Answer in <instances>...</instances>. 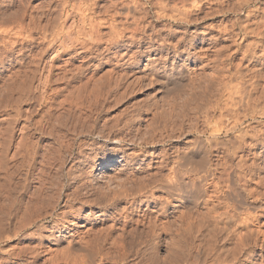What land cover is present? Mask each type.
<instances>
[{
  "label": "rangeland",
  "instance_id": "374dc122",
  "mask_svg": "<svg viewBox=\"0 0 264 264\" xmlns=\"http://www.w3.org/2000/svg\"><path fill=\"white\" fill-rule=\"evenodd\" d=\"M70 1L71 0L69 1L68 0H0V88H1L0 92L3 91L4 87L8 83H11V81L13 82V80L19 79L21 81H26L28 85L26 88L27 98L25 99L26 101L24 100L23 104L21 105L22 108L20 110L21 113L18 112L19 111L18 108H16L18 110L13 109L16 107L14 100L11 103L15 105V107L11 105L8 101H6L7 103L4 101L5 103L3 102V104L1 103L2 106L0 105L2 107L0 109V141L2 142L0 143V158L2 157L4 163L5 164L8 163L9 166L7 167L3 163L5 165V166L3 165L4 166L3 170L6 171L8 169V172L6 171V174H8L9 172L11 173V171H9L10 170L9 168L12 167L11 170L14 168L13 170L16 171L18 167V171L16 172L13 171V173L11 174L15 175L16 179H18L19 181H24L23 183L26 184V188L28 187L29 189L27 188V190L29 191L31 189L37 190V188L40 189V187H44V186H45L44 188L47 189L48 184H50V186L51 184L52 185L55 184L53 188H50L49 186L48 191L49 193L51 191H54L52 192L54 194L51 193L53 197L52 201L54 200V202L56 200L54 198H56L58 193L57 191H59V193L61 194L60 197L61 204L59 203V205H57L56 207L57 212H60L59 210H63L62 203L65 200L64 198L67 192H74L76 194L79 193L78 195L81 198L80 200H85V201L88 199H92L93 197L97 198L96 197L97 195L100 198L103 197L101 199H98L101 202L105 201L103 204L101 203L100 205L99 201H95V203L97 202L98 204L97 205L94 204L93 201H91V203H93L90 204L92 205L91 207L89 205H82L81 202L79 203L75 202V206L79 207V211H80L79 216L77 218L78 220L76 219L77 221L76 226L80 228L79 230H81L82 232L85 231L84 233L85 236H87V238H89L88 235H90V237L92 238L89 239H93V236H91L93 231L99 232L101 230L103 232L104 235V238L102 237L103 243H100L101 244L100 246L101 247L103 246L102 248L100 247L103 251L101 249L100 251L102 252V254L105 251H107L106 253L103 254V257L105 256L107 258L106 260L102 261L103 263L100 262V264H114V262H116L115 259L117 256L116 245L118 244V246H120L124 243L126 244L128 243L127 244L128 258L124 264H243L244 263L243 261H245L244 259L247 256L246 254H248V251L251 252V250H254V254L252 252V255H254V258L252 259L253 261L252 264L254 263L264 264V258H263L264 245L263 247L262 245L249 247L251 250H249L248 248L247 251H244L241 254L237 250L238 247L236 248L237 243L235 241H229L228 243H224L223 241H220L217 243V246L216 244L210 246L209 243H206L203 233L204 229L201 227V221H200L203 220L204 214L206 215V213H203L205 211H202L203 214L201 213V210H204L202 208V204L196 205L195 206L196 208L194 207L195 209L193 208L192 209L193 211L192 210L190 211L192 213L194 212L193 214L192 213L189 214L190 212L187 211L188 209L187 206H193V204L201 200L200 198L201 195L198 192H195L194 194L193 192L189 193V196L187 197V203L189 202L190 205L187 203L186 205H181L180 201L171 198L170 203L167 206L168 215L169 214L170 215L166 217H161V212L159 211L160 209H158L159 207L156 205L154 201L152 200H150V202L145 201L146 195L144 196V194L138 195V201L136 202L137 204L135 203L133 205L130 203L132 202V198L130 197L127 199V197H124V195L122 196V201L119 202L118 204H111L107 200L109 198L108 197L109 195L110 197L112 196L113 192L111 191L114 188H116L115 186L120 187L121 182H124L125 180L123 179L124 177L128 178V176L129 177L131 176L133 178L136 177L138 179V177L143 178L149 175V172H151L152 174L153 173L160 174L158 176L162 177L164 175H167V173H169V169L171 165L170 166L164 165V167L160 169H156V165L154 161H156L157 158H153L154 156L152 154L150 155L151 151H154V149H150V153L144 152L143 155L142 152L139 151L141 145L129 144L132 143L130 140L146 135L149 136L148 134L152 131L153 127L157 126L155 131L156 134H158L159 140L161 138L166 139V137L168 140L166 141L163 140L161 143L157 142L158 144L154 147L155 149H157L156 154L158 152H161V150H168V156H169L168 160L171 161L175 157L177 150L180 151L186 149L189 146V143H191V141L194 139V137H196V135L199 136L201 134V128L202 130H205L206 122L204 121L202 113L200 111H197L199 109L196 107L197 104H195V102L193 101L198 100L200 102L203 101L206 102L207 100L212 99L214 101L211 102H215V100H217L219 97L222 99L229 98L227 97L229 92L228 90L225 89V87H223L224 86L223 82H219L218 80H217L218 82L216 81L217 79L215 76L217 71L216 69H219V67L228 66L232 68L231 70L235 71L237 68L239 69L241 68L240 71L243 72V74L245 73L243 79L234 78L233 80H228L227 78H225L223 81H226L228 85L230 84V86H234L235 84L237 85L238 83L239 86H242L246 82L245 87L248 88L249 86L250 88L251 85L250 80H254V83L257 84V87L258 88L260 87L259 90L257 88L255 95L260 96L264 94V92L261 91V89L264 87V58L260 56L262 53L261 51L264 50L263 47L264 39L263 42L261 39V44H263V46L259 45L256 48L255 47L256 42L260 41L258 36H256L252 32L245 33L242 30L247 25L251 27L255 25L254 22H256V20H258L260 16L263 14L261 13V11L263 12L264 9V0H168L170 3L164 6L167 9L166 12L168 13L171 12L170 8H172L173 9L172 13L174 12L175 13L174 15L172 14L173 16L172 18H170V15L163 17L162 14L161 16L156 17L155 13L154 15L152 14L151 19L153 25H155L154 29L152 28L153 25L149 27L148 26L144 27L140 23L141 21L140 18L142 17L140 15L143 13L142 11L143 8H141V6L137 7V4L135 2L137 1L141 3V0H136V1L133 0V2L131 0H124V1L123 0H93V2L91 0H72L71 2ZM157 1L158 0H156V2ZM153 2L155 1L148 0V2L146 3L147 5L146 4L143 5L144 8L146 10L149 9L152 12L158 9L159 8L158 6L160 5H158L157 3L156 5H154ZM121 4L124 5L121 6ZM126 5L128 6L129 9H131L130 18L133 19L132 15L134 14L135 20L134 19L130 20L128 18L126 22L123 21L125 19H123L122 17H124L126 13L129 12ZM132 5H134V7ZM81 6L88 10L87 12L91 18L95 19L96 27L95 29H93L94 31L90 29V19H87V21L82 20L81 12L79 11ZM124 6L128 11L124 8ZM146 6H148V8ZM139 7L141 8V11H139ZM135 8L136 10L138 8V10L136 11ZM114 9H116L115 10L116 13L113 11ZM66 10H69L68 17L67 15H65L68 12ZM249 10L250 11L253 10V11L250 13ZM185 11L186 13H184ZM178 12H180L181 15L182 13H184L186 16L188 14L190 15L187 17H185V15L184 16L182 15L186 19H184L180 15V17L186 20V22L184 20H179L177 18L175 14H177ZM253 13H256V15L252 16ZM113 18L115 19L114 25L117 26L118 24L121 26V27L118 26L116 28V30L119 33L114 31L116 34L112 31L114 30V25L111 23V19ZM120 18H122V20ZM187 18L188 19L193 18V19L189 21ZM108 19L110 21H108ZM116 19H118V21ZM88 20H89V24H88ZM119 20L123 22H120ZM106 21L108 22L107 23L108 25L106 24ZM102 22H104L103 26H102ZM127 24L130 31L129 30L125 31L123 28V30L125 31L124 32L122 30V26L123 27L125 25L127 26ZM20 25L22 27H19ZM130 25L135 27V29L131 28L132 26L130 27ZM23 27H25V29ZM79 28L82 29L79 30ZM169 28H171L172 31L178 30V32L175 34L176 36L169 35L170 33L168 31ZM82 30L86 32L85 33L86 35L83 33ZM112 32L115 35H113ZM242 32L244 33L245 38ZM130 33L134 36V38H136L137 36V40L135 41L136 44H134L133 48H131L130 53L133 56L135 55L136 60L139 61L138 63H142V65H144L145 62H147V58L149 55L146 48L148 42L159 43L164 41V43H166L170 40L176 42L177 37L179 38L182 37L183 41L181 42V48L187 47L188 52L190 51L191 53L190 57L192 59L187 60L186 53H183L178 59H176L177 61L175 62V64L184 65L187 71L182 75H176L172 71L171 79H168L166 82L162 81L159 75L153 76L152 80H150L149 78L148 79L143 78L141 80L142 82L140 81L141 87L137 86L138 87V88L136 87L137 90L135 89L132 92V94L129 91L130 94L127 92L128 93L127 95L126 89L123 88V91L125 92H123L121 89L119 95L120 100L119 99H118L119 101L116 100L117 103L114 101L115 100L114 98L106 99L107 95H105V92L99 98L98 100V102H100L99 104L97 103V101L91 100L92 101L91 102L89 99H91L92 97L89 98L88 93H86L87 95H84L85 97L83 99L79 98L81 99L80 100L81 103H79L78 102L79 99H76V97L74 98V96H77L76 93L72 92L75 95L72 96L71 94L68 97V95H66L67 91H65L64 89L62 90L63 92L59 94L60 96L57 95L51 110L53 115H59L60 112L62 113L64 117L63 125L59 127L60 132H58L59 129L56 128V130L57 129L58 130L56 131L54 129L55 131L53 130L54 132L52 131L53 132L52 134L49 128L50 127L49 124L47 123L49 127L45 124L46 123L45 110L49 108L48 106H50V104H47L48 102L44 101L47 92L48 94H50L51 92L50 86L60 87L64 80L61 81L60 78L57 79V77H60L61 75H63V73L65 74L66 73L65 71L71 66L74 67L73 69H77V67L75 68V66H77L78 64L80 65V60H81L80 59L81 57L79 58L77 52H79L80 50L86 51L87 53L88 47H91L90 45L94 46L95 43L96 45L98 44L97 46L100 49H102L104 48V46L106 47L108 46V44L112 43V40L114 38L116 37L121 38L122 37L121 35H123L121 40L119 38H116L117 40H119V42L120 41L122 42L124 40V37L127 40L129 35H131ZM66 34L67 35L69 34L68 36H70L69 37L70 41L68 40L69 42L66 41L65 44L62 45L61 40L64 39ZM89 35L90 37L94 36L92 38L95 42L92 40V38L90 39V37H88ZM109 35L111 37H109ZM150 36H153L154 39H152L153 37ZM82 38L85 39L83 40ZM111 38L113 39L110 40ZM190 39L192 41H190ZM79 40L84 42L85 40H87L85 43L86 45L84 44L85 47L81 45V43H75V44L70 43L72 41L75 42ZM92 41L94 43H92ZM96 45L95 47H97ZM81 46H83L84 48ZM249 49L253 52H256L257 59L255 58L253 60H249L250 58H245L244 57L245 55L243 56V54H245L246 52L244 50H249ZM102 52L104 56H107L109 53L108 51L106 52L105 49L104 50L102 49ZM125 58L126 59L130 58V56L127 55ZM232 64L233 65L237 64V65L233 66ZM112 66H113V62L109 63V61L107 62L103 61L102 66L98 70H93V68L85 69L84 72L85 74L84 73H82L83 75L80 74L82 78L79 77L80 76L79 75L78 77L74 78L75 81L74 79L71 81V84L72 86L74 83H75L74 85H78V84L81 85L85 83V81H88L87 83L91 82L89 84H92L94 82L96 83L95 85L92 84V86L89 85V88L90 87L94 88L95 86H101L103 81H105L104 83H107L108 78L114 74V71L110 73L112 70ZM246 66L249 68H247ZM65 68L66 70L64 71ZM20 73L22 76L20 75ZM59 73H61V75ZM223 73L225 74V72ZM227 73L229 74L228 71ZM246 73L248 74V76H246L247 75ZM15 74H17L18 76H16ZM105 74L106 76L107 74L109 76L105 77ZM102 77H105L104 78L105 80L102 79ZM213 77H215L216 79ZM254 77L257 78L259 82H257V80L254 79ZM53 79L59 81L53 82ZM50 80L52 81V83H49ZM81 81L84 82L81 83ZM98 81L100 82V84H98L99 83ZM62 85L65 86L66 84L64 83ZM102 86L101 89H103L105 85L103 86V88ZM103 91L104 90H102V93ZM260 91L262 92V94ZM258 92L260 95L258 94ZM122 94H125L127 98L125 95H123L125 96L123 98ZM224 94H226L225 97ZM61 95H63L64 98L61 97ZM237 96H239V94H237L235 97ZM120 97H122L123 99ZM65 98H69L70 100L74 99L76 100V102L72 100L73 101L72 104L74 105H72L71 102L68 103V101L70 100H67L64 104L60 103L61 101L57 102V100L58 101L64 100ZM191 98L193 99L195 98V99L192 100ZM35 99H37V101ZM41 101L46 103H42ZM77 102L79 104H82V106L77 104L79 105V107L81 106L80 108H77L78 106L77 107L75 106ZM83 102H85V104ZM93 102H95V104L97 103L95 105L96 107L93 106ZM208 102L210 101H207V103ZM66 103H68V105ZM6 104L8 105V107H6L7 106ZM35 104L37 106H35ZM60 104L62 107L60 106ZM211 104L212 103H210V105ZM193 105L195 108H197L196 110L193 107ZM63 106L65 108L67 107V110ZM261 106L264 107V104ZM34 107L36 108L34 109ZM211 108L209 109V113H211L209 114V116H213L217 113L215 116L218 117L217 115L219 114L217 110L215 109L216 111L215 112L214 107ZM28 109H30V111L32 112L29 113ZM24 112L25 115L23 114ZM195 112L197 113L199 112V114L201 113L200 114L201 116H199V114L197 115V113ZM86 113L87 116L88 113L90 114L89 118L91 117V119H87V120L82 119L81 121H84L83 124L78 125L79 124L78 121L80 119L79 117L84 118L86 116L85 115ZM156 113L161 115H166L172 118L171 120H168L169 122L162 121L154 125H151L152 120L150 118H152L153 114ZM20 114L21 115L23 114L22 115L23 118L21 117ZM188 114L190 115L189 117ZM15 115H17V117ZM180 115L181 117L182 116L184 117L185 115V117L184 118L182 117L181 119ZM25 116L28 117L29 119L27 118L26 120ZM76 117L79 119H76ZM191 118L197 120V122L195 120H190ZM215 118L214 121L216 120ZM186 119H188V121ZM180 120H184V121L186 120V121L184 122ZM191 121H194L193 122L194 124L188 123ZM256 121L258 122H254V123L252 121L250 122H252L251 124L253 125V127L255 126L256 128L258 127L257 129H260L263 125L260 122H262L263 119L258 118ZM250 122L248 121V123ZM180 124H182L181 125L182 130H180L181 128ZM189 125L191 126V128ZM78 126H80L85 131L80 130V127ZM11 127L12 129H10ZM192 127H196V128H192ZM23 128L26 129L25 130L26 132L24 131ZM48 130H50V132ZM99 130L100 131L102 130V133H104V135L110 134V137L112 138L115 137L125 138V140L127 141V142L125 141L127 143L126 146L130 147V149L128 150L129 153L127 152L128 154H130L127 161L128 163L126 161H119L120 158L119 157L118 160L115 161V163L111 164L112 166L117 165L118 167H116L113 170L105 169L104 167L105 163L103 162L106 161L111 162L113 160L112 151H111V147L113 146V144L106 141L104 136L101 135L98 136L97 131ZM23 131L25 134L23 133ZM93 131L96 132L94 133ZM25 135H27V137ZM167 135H171L172 136L170 137L171 139ZM23 136H25L28 141L27 142L28 145L25 146V150H24L26 154H22L24 153L23 151L24 147H23V149L21 150L22 153L21 152L17 153L18 155L20 154V156L17 155L16 157L15 155L16 158H14L13 154L15 153L16 148L19 147L20 145L19 141H21V138ZM201 136L206 137L203 134H201ZM27 146H29V148ZM27 148L29 149V151ZM256 150L254 149L252 152L246 153L247 159L250 163L253 161L260 162L261 160L264 159L261 158L260 156L261 154H255V155L253 154V152L257 153L259 152V150L261 151L262 148L258 147V149ZM22 155L23 156L26 155V156L23 157ZM263 162L264 160L261 161L262 164H264ZM4 168L7 169L5 170ZM3 170H0V180L4 181L5 178H6L5 181L9 180L8 176L10 174H8L7 176L8 178L5 177L6 174H4ZM3 175H4V179L2 178ZM12 175L11 178L14 177ZM49 180L50 182H48ZM188 181L189 179L187 178L186 180L185 178V183H188ZM125 185L126 187H129V189H131V187L135 184L134 183L128 184L127 182ZM136 186L137 184L133 186V188H135ZM119 187L116 189L117 190L120 189ZM187 187L190 188L189 184L187 185ZM184 188L185 191L186 190L188 191V188H186V184L183 187V189ZM98 190L101 191L99 192ZM107 193L110 194L107 196ZM155 196L168 197V194H166V192L163 193L162 191L157 190L155 191ZM197 197L199 201L197 200ZM193 200L195 203L193 202ZM106 202L108 203L106 204ZM64 210L68 212V211H74L75 209L71 210V208L67 207L64 208ZM197 211L198 213L200 212L199 215L200 218H202L200 220ZM145 212H147L149 215L148 214L143 215ZM147 215L149 217L152 216V219H154L156 215V220L160 216L161 218L159 219L160 222L161 221L163 222L166 220V218H168L166 221L168 222L166 223L167 226H165V228L160 231L159 236L157 235V237L156 236L154 237L152 235V233L148 230L146 226L148 224L145 223L147 222L145 219H144V223L141 222L143 216L146 217ZM196 217L198 218V220H196ZM50 220L51 217L46 218L44 220L45 224H48ZM259 222L260 223L258 228H257L258 223L255 224L253 227L254 229L255 227L257 228L255 229V231L262 229L264 232V225H263L264 214L260 216ZM111 224L115 225L113 226L115 227V229L112 230V233L114 235L111 233L110 237L106 238L105 236L106 232L104 233V231L110 230ZM116 225L118 228L116 227ZM88 231L90 234H86L88 233ZM143 231L144 232L146 231L145 232L146 234ZM102 232L100 233L101 236H103ZM141 236L142 238H144L142 239L143 241L141 240ZM259 236L260 237L262 236L260 239L264 240L263 239L264 236L262 235L261 232ZM109 238L111 239L112 242L114 241L113 243L116 244L115 247H112V249L110 247L111 241ZM122 238L124 239V242ZM108 239L110 242H108ZM128 241H130L131 243H129ZM11 243L12 245L15 244V242L10 240H4V241L0 240V258L6 256L7 251L5 249H7V247L10 248ZM95 244L96 243L93 242V245ZM206 244H208L209 247ZM205 247L208 248L210 252L207 251ZM210 247H213L214 249ZM218 247L221 249H219ZM106 248L109 250H107ZM231 248L233 250L235 249V251L237 250V252L233 251ZM138 249L139 250L141 249L140 250L141 252ZM229 249L232 252H230ZM218 250L222 255L218 252ZM216 251L219 254L216 253ZM236 253H238V255ZM216 255L218 256V258ZM144 256L146 259L144 258ZM215 258L222 259L223 262L222 260H217ZM224 258L227 259L224 260ZM98 260L99 257L97 259V262ZM218 261L220 263H218ZM252 261L251 259H249L248 262L251 263ZM50 262L51 261H50V249H49L42 254V256L37 260L36 264H52ZM115 264H117V262Z\"/></svg>",
  "mask_w": 264,
  "mask_h": 264
},
{
  "label": "bare ground",
  "instance_id": "6f19581e",
  "mask_svg": "<svg viewBox=\"0 0 264 264\" xmlns=\"http://www.w3.org/2000/svg\"><path fill=\"white\" fill-rule=\"evenodd\" d=\"M91 1L93 2V0H91ZM131 1L133 2V0H131ZM149 1H151V0H149ZM154 1H155V2H153L154 5H156V3H157L160 6H158L159 7L158 9H156V7H157L156 6L155 7L156 10L153 9L154 10L153 12L149 9L146 10L143 6L148 2V0H141V3L137 2V1L135 2L137 4V7L141 6V8L144 9V10L142 9L143 15L142 14L140 15V16H142L140 18V20H141L140 23L144 27H146V26L149 27V26L153 25L151 18H152V14L154 15V13H155L156 17L161 16L163 14V17L170 15V18H172L173 17L172 14L174 15V13H175V12L172 13V10H173L172 8H170L171 12H169V13L166 12L167 9L164 6L168 5V3H170L168 0H158L157 2H156V0H154ZM72 3H71V5H72ZM94 4H95V2H94ZM123 5L121 4V6H123ZM73 6H74V4H73ZM132 6L134 7V5H132ZM146 7L148 8V6H146ZM124 8H125V6H124ZM127 8H128V6H127ZM141 8L139 7V11H141ZM116 9H119V8H116ZM116 9H114L113 11L115 12ZM78 10H79V8H78ZM107 10H109V9H107ZM128 10H129V12L126 13V15L124 17H122L123 19H125V20H123L125 22H126V20H128V18L130 20L134 19V14L132 15L133 19L130 18L131 9L128 8ZM135 10H136V8H135ZM135 10H134V12H135ZM137 10H138V8H137ZM174 10H175V8H174ZM66 11H68V12L65 15H67V17H68L69 10H66ZM79 11L81 12V16H82L83 21H87V19H90V29L91 30L95 29V27H96L95 19L90 17V15L87 12L88 10L81 6ZM252 11H250V13ZM180 12H183V11H180ZM180 12L175 14L179 20H184V19H186L185 17L190 16L188 13H187L188 15L186 16L184 14V13H186V11H185L184 13H182L183 16L185 15V17H183ZM261 13H263V14L262 15L260 14L261 15L260 18L258 20H256V22H254L255 25L253 27L247 25L242 29L245 33H249V32L251 33L252 32L256 36H258L260 41L259 42L254 41V42H256V46H255L256 48L259 45L263 46V44H261V39L263 42V39H264V9H263V12L261 11ZM117 15H118V13H117ZM180 15L184 19H182L180 17ZM253 15H256V13H253L252 16ZM109 16H111V15H109ZM135 17H136V15H135ZM122 18H120V19L122 20ZM188 18H190V17H188ZM109 19H108V21H110ZM192 19H188V20L190 21ZM116 20L118 21V19H116ZM188 20H187V22H188ZM103 21H105V20H103ZM123 21H120V22H123ZM184 21L186 22V20H184ZM114 22H115V19L114 18L111 19V23L113 25L115 24ZM107 23L108 22L106 21V24ZM88 24H89V20H88ZM103 24H104V22H102V26H103ZM109 24H110V22H109ZM118 26L121 27L120 25L117 24V26L114 25V30H112L111 28L110 29L113 32L115 31V32L119 33L116 30V28ZM131 26L132 25H130V27ZM154 26L155 25H153V27H152L153 29L155 28ZM19 27H22V26L20 25ZM144 27H143V29H144ZM23 28L25 29V27H23ZM85 28H87V27H85ZM123 28L125 31L126 30L128 31L129 30L128 24H127V26L126 25L124 27L122 26V30H123ZM131 28L135 29V27H133V26ZM81 29L79 28V30H81ZM82 31L84 34L86 33L84 30H82ZM99 31H100V29H99ZM168 31L170 32V33L169 32L168 33L171 36L175 35L178 32V30L172 31L171 28H169ZM81 32H79V33H81ZM113 32H112V34H113ZM100 33H101V31H100ZM102 34H100V35H102ZM115 34H113V35H115ZM14 35H15V33H14ZM68 35L66 34L65 37L63 36L64 39L61 40L62 45H64L66 41H68V40L70 41V38H69L70 36H68ZM78 35H80V34H78ZM110 35H111V33H110ZM110 35H109V37H111ZM118 36H119V34H118ZM121 36L123 37V35H121ZM243 36H244V33H243ZM88 37H90V35ZM92 37H94V36H91L90 39ZM150 37H153V36H150ZM101 38H102V36H101ZM113 38H111L110 40H112ZM116 38H119V37H116ZM116 38H114L116 40V42L113 39L114 41L112 40V43L109 42L110 44H108V46H106V47L104 46V48H102L103 50L105 49L106 52L107 51L109 52L107 56H104V54H103L104 51L102 52V49H100L97 46L98 44L96 45V43H95V45L97 47H95L94 44H93L94 46L90 45L91 47H88L87 53H86V51H83V50H80V51L77 50V51H79V52L76 51L77 55H79V58L81 57L80 58L81 59L80 65L79 64H78L79 66L74 65L75 68L77 67V69H73L74 67L68 66L69 68L66 70V68H67L66 67L64 69V71L66 70L65 71L66 73L64 74L63 73L64 71H63L62 72L63 75H61V73H59L62 77L61 76L57 77V79L60 78L61 81L64 80L62 84L65 83L66 85L64 86L61 84L60 87L59 86L53 87V86L49 85L51 87V88L49 87L51 89L50 94L51 93L52 94L50 95L47 92V95H45L46 97H45L44 101L48 102L47 104H50V106H48L49 108L45 110V119H46L45 124L46 125H47V123L49 124L50 127L48 125L47 126L50 128L51 132L54 129L56 130V128L59 129V127H61V125H63L64 117H63L62 113L60 112L59 115H53L51 112L52 107L54 105V102L56 100V97L61 92H63L62 90L65 89V91L68 92V94L66 92V95H68V97L71 94H72V96H74L75 94H73V93H76L77 96H74V98L76 97V99H79V98L83 99L85 97L84 95H87L86 93H88V97L89 98L92 97L91 99H89V98L88 99L90 101L91 100L97 101L98 104L100 103V102H98L99 98L105 92V95H107V97L105 96L106 99L107 98H114L115 99L114 101L117 103L116 100L119 99L121 89L123 91V88H124V89H126V93L128 92L130 94V92H131V94H132V92L136 89L137 86L141 87L140 81L143 78L144 79L149 78L150 80H152L153 76H155V75H159L161 80L166 82L168 79H171L172 71L176 75H182L187 71L184 65L175 64V62L177 61L176 59H178L183 53H186L187 56L186 55L185 56H186L187 60L192 59L190 57L191 53H190V51L188 52L187 47L181 48V42L183 41L182 37H180V38L177 37L176 42L175 41L173 42L170 40L166 43H164V41L159 42V43H157V42L156 43H151V42L149 43L147 41L148 44H147L146 48H147V52L149 53V55L147 58V62H145L144 65H142V63H138L139 61L136 60L135 55L133 56L130 53L131 48H133L134 44H136L135 41L137 40V36H136V38H134V36L131 34V35H129L127 40L124 37V40L122 42L121 41L119 42V40H117ZM121 38H119V39L121 40ZM244 38H245V36H244ZM152 39H154V37ZM191 39H193V38H191ZM191 39H190V41H192ZM92 40H93V38H92ZM148 40H150V39H148ZM86 41L87 40H85V42L79 40V41H75V42L72 41L70 43H72V44L81 43V45L84 46ZM93 41H92V43L95 42V41L94 42ZM83 46H81V47H83ZM244 51H246V52H245V54H243V56L245 55L244 56L245 58H250L249 60H253L257 57L256 52H253L250 49L244 50ZM261 52L262 53L260 56L262 58H264V50H262ZM127 55L130 56V58L126 59L125 57ZM71 57H69V58H71ZM123 58L126 60H124ZM70 60H72V59H70ZM103 61L104 62L109 61V63L113 62L112 70H111V72L110 71L109 72L112 73L114 71V74L111 75V77H109L108 80L106 78L107 83H104L105 81L102 82V85L103 86L105 85L106 87L104 86V88H103V86L101 85L103 89H101V86H95L94 88L90 87L91 88L90 89L89 85L92 86V84L95 85L96 83L94 82L92 84H89L91 82L87 83L88 81H85V83H83L84 81L83 82L81 81V83H83L81 85L80 84L74 85L75 83L73 82L74 84L72 86L71 81L74 78L78 77L80 74L84 73L85 69L93 68V70H98L102 66ZM66 65H68V64H66ZM227 65H229V64H227ZM234 65H237V64H234ZM226 67H228V66H226ZM226 67H219V69H216L217 71H216L215 76L217 79L215 77H213V78H215L216 81L218 80L219 82H223V84H224L223 87H225V89L228 90V92H229V94L227 96V97H229L228 99L227 98L222 99L219 97L217 100H215V102H211L214 100L210 99V100H207V101H210L207 103V101L205 99L204 100L206 102H204V101L200 102L198 100H194L195 98L194 99L191 98L192 100H194L193 102H195V104H197L196 107L199 109L197 111H200L202 113L204 121L206 122V126L204 125L205 123L203 124L206 127L205 130H202V128H201V134H203L206 137L201 136V134L199 136L196 135V137H194V139L191 141V143H189V146L186 149H183L180 151L177 150L175 157L171 161L168 160L169 159L168 158L169 157L168 156V150H161V152H158L156 154L157 149H155L154 147L158 144L157 142L161 143L163 140L164 141L168 140L167 137H166V139L161 138L162 136L160 137L161 139L159 140L158 134H156V131H155L157 126L153 127V129L151 131L152 133L150 132L148 134L149 136L146 135V136H142V137L130 140L132 143L128 142L129 144L141 145L139 151H141L142 154L144 152L150 153V149H154V151H151L150 155L152 154L154 156L153 158H157V160L154 161L155 165H156V169H160V168L164 167V165H169V166L171 165L170 169H169V173H167V175H164L162 177L158 176L160 174H157V173L152 174L151 172H149V175H147L143 178L138 177V179L136 177H135L136 178L135 179L131 176L130 177L128 176V178L124 177L123 178V179H125L124 182H121V185L119 184L120 187L118 186L120 189L117 190L116 189V188H118L117 186H115L116 188L112 187V188H114L111 191V192H113L112 196L110 197V195H109L110 193H107V196L109 195L108 196L109 198L108 197H106V198H108L107 200L111 204H118L119 202L122 201V196L124 195V197H127V199L130 197L132 198V202H130V203L133 205L138 201V195L144 194V196L146 195L145 201L146 202H148V201L150 202V200L154 201L156 203V205L159 207L158 209H160L159 211L161 212V217H166V216L170 215V214L168 215L167 206L170 203L171 198L177 199L178 201H180L181 205H186L187 197L189 196V193L193 192V194H194L195 192H198L201 195L200 196L201 200L199 201L198 197H197V200L199 202L195 203L193 200V202L195 204H193V206H187L188 207L187 211L190 212L196 205L202 204V208L204 210H201V209H199V210H201V213H202V211H205L203 213H206V215L204 214L203 220H200V219H202V218H200V215H199L200 212L198 213V211H197V214L199 216L196 213L195 214L199 217V220L201 221V227L204 229L203 233H204V239H205L206 243H209L210 246H212L213 244L214 245L216 244V246H217V243L220 241H223L224 243H228L229 241H235L237 243L236 248L238 247L237 248L238 252L242 254L244 251H247V249L249 247H255L256 245H259V246L262 245V247H263V245H264V240L260 239L262 236L261 237L259 236L260 232L264 236L263 230L259 229L258 231L257 230L255 231V229H257L259 227L260 216L262 214H264V164L261 163V161H263L264 159L261 160L259 158L261 161L260 160H258V161H260V162L253 161L250 163L247 159V156H246L247 155L246 153L252 152L254 149L256 150V149H258V147H261L262 148L261 151L259 150V152H257V153L253 152V154L254 155L255 154H261L260 155L261 158H264V107L261 106L264 104V102H263L264 101V94L260 95L258 92V94L260 96L255 95L256 94L255 92H256L258 87H257V84L254 83V80H250L251 83L249 81V83L251 84L250 88L247 85L249 89L247 87H245L246 82L242 86H239L238 85L239 83L237 85L233 84L234 86H230V84L228 85V83L226 81H223L225 78H227L228 80H233L234 78L235 79H243L245 76L244 75L245 73L243 74V72L240 71L241 68L240 69L237 68L236 70L234 69L235 71H233V70H231L232 68H230V67L226 68ZM234 68H236V67H234ZM247 68H249V67H247ZM227 71L229 72V74L227 73ZM223 72H225V74ZM15 75L18 76L17 74H15ZM20 75H21V73H20ZM51 75H52V73H51ZM23 76H25V75H23ZM100 76H99V79H100ZM107 76H109V75L107 74ZM107 76L105 74V77H107ZM246 76H248V74ZM79 77H81V75ZM105 77H102V79H104ZM47 78H48V76H47ZM50 78H52V77H50ZM254 79H256L257 82H259L257 78L254 77ZM55 81H57V80L53 79V82H55ZM74 81H75V79H74ZM46 82H47V80H46ZM79 82H80V80H79ZM49 83H52V81L50 80ZM98 84H100V82ZM52 85H54V84H52ZM27 86L28 85H27L26 81H21L19 79L13 80V82L11 81V83H8L4 87L3 91L0 92V105H1V103L3 104L4 101L5 102L8 101L11 105H13L11 102H13V100H14L16 107H15V105H13L15 107L13 109L18 108L19 109L18 112L21 113L20 112V110L22 109L21 105L23 104L24 100L27 98L26 97L27 96V91H26ZM42 87H44V86H42ZM221 88H222V86H221ZM259 88H258V90H259ZM261 88H262V86H261ZM262 89H264V87ZM262 89H261V91L264 92V90H262ZM44 90H45V88H44ZM102 90H104L103 93H102ZM123 92H125V91H123ZM128 93H127V95H128ZM237 94H239V96L235 97ZM261 94H262V92H261ZM123 95H125V94H122V96ZM191 95H193V94H191ZM225 95L226 94H224V97H225ZM125 96H123V98ZM13 97H15V98H13ZM61 97H63V95H61ZM120 98H122V97H120ZM126 98H127V96H126ZM40 99H42V98H40ZM200 99H201V97H200ZM35 100L37 101V99H35ZM67 100H70V99L65 98L64 100H59V101L57 100V102L61 101L60 103L64 104ZM72 100H74V99H71L70 101H68V103L71 102V104H72L73 103ZM80 100L81 99L78 100L79 103H81ZM74 101L76 102V100H74ZM41 102L46 103L43 101H41ZM78 102L75 104V106L76 107L78 106L77 108H80L82 106V104H79ZM261 102H263V103H261ZM68 103H66V104L68 105ZM83 103L85 104V102H83ZM210 103H212V104L210 105ZM77 104H79L81 106L79 107V105H77ZM96 104H95V102H93V106H95ZM72 105H74V104H72ZM1 106H0V109L2 108ZM4 106H5V104H4ZM35 106H37V105L35 104ZM60 106H61V104H60ZM6 107H8V105ZM31 107H32V105H31ZM83 107H82V109H83ZM193 107H194V105H193ZM211 107H214V111H215V109L217 110V112L219 114V115H217L218 117L215 116L217 113L215 115H213L214 117L209 116V114H211V113H209V109ZM35 108L36 107H34V109ZM197 108H195V110ZM18 109H16V110H18ZM65 109L67 110V107ZM87 109H89V108H87ZM90 109H91V107H90ZM28 110H29V113L32 112V111H30V109H28ZM211 110H212V108H211ZM195 113H197V112H195ZM23 114L25 115V112ZM42 114H44V113H42ZM198 114H199V112L197 113V115ZM200 114H199V116H201ZM22 115H21V117H22ZM85 115H84L85 116L84 118L79 117V115H78V117L80 119L76 117V119H79L78 125L83 124L84 121H81L82 119L83 120L84 119L85 120L91 119V117L89 118V116H90L89 113H88V116H87V113ZM197 115H195V116H197ZM15 116L17 117V115H15ZM189 116L190 115L188 114V117ZM180 117H181V115H180ZM182 117H181V119H182ZM184 117H185V115H184ZM25 118L27 120L28 117L25 116ZM171 118L172 117H169L166 115H161V114H157V113L153 114L152 118H150L152 120L151 125H154V124L162 122V121L167 122L168 120H171ZM214 118L216 119L215 121H214ZM258 118L263 119V121L260 122L263 124L260 129H257L258 127L256 128L255 126H254L255 127L254 128L253 125L251 124L252 122L253 123L258 122V121H256ZM19 119H21V118H19ZM186 120L188 121V119H186ZM190 120H195V119L191 118ZM180 121H184V120H180ZM195 121L197 122V120H195ZM248 121L249 122L252 121V122L248 123ZM40 122H41V120H40ZM193 122L194 121H191L188 123L194 124ZM181 123H183V122H181ZM198 124H199V122H198ZM181 125L182 124H180V127H181ZM78 127H80V126H78ZM190 128H191V126H190ZM192 128H196V127H192ZM10 129H12V127ZM23 129H24V131L26 130L25 128H23ZM42 129H44V128H42ZM50 130H48V131L50 132ZM80 130H84V129H82L80 127ZM180 130H182V127L180 128ZM24 131H23V133H24ZM53 132H52V134H53ZM58 132H60V129ZM58 132H57V134H58ZM97 132H98L97 133L98 136H100V135L104 136L106 141L113 144V146L111 147L113 160L111 162H107V161L103 162V163H105L104 167L106 170H113L116 167H118L117 165L112 166L111 164L115 163V161L118 160L119 157H120L119 161H126V162L128 161V157L130 155V154H128L129 153L128 150L130 149V147L126 146L127 141L125 140V138H119V137L112 138V137H110V134L104 135V133H102V130L101 131L99 130ZM171 132H172V130H171ZM181 133H183V132H181ZM47 135H48V133H47ZM25 136L27 137V135H25ZM25 136H23L21 138V141H19L20 145H19V147L16 148V151L13 154L14 158L17 157V155H18L17 153H20L21 150L23 149V147H24V149H23V151H24L25 146L28 145V143H27L28 141H27V138ZM163 136H164V134H163ZM167 136L169 138L172 137L171 135H167ZM0 143H2V142L0 141ZM27 147L29 148V146H27ZM133 148H135V147H133ZM28 151H29V149H28ZM22 154H26L25 151ZM15 155H16V157H15ZM18 156H20V154ZM25 156H23V157H25ZM0 160H1L0 161V170H3V167L5 165L7 167H9L8 163L7 164L4 163V160L2 159V157L0 158ZM23 166H24V164H23ZM16 167H17V165H16ZM11 168H9L10 169L9 171H11V173H13L14 168L12 170H11ZM4 169L6 170L7 168H4ZM6 171L8 172V169ZM6 171H4V174H6ZM16 171H18V167H17ZM16 171H14V172H16ZM20 172H22V171H20ZM11 173L9 172L8 174H10V175L8 176V174H6V176H5V177L8 176L9 180L5 181L6 178L4 179V175L2 177L4 179V181L0 180V240H2V241L10 240V241L15 242V244L12 245V243H11L10 248L7 247V249H5L7 251V254L5 257L0 258V264H36L37 260L42 256V254L45 253L49 249H50V261H51L50 263H52V264H62V263H64V264H100V262L106 260L107 257H105V256L103 257V254L106 253L107 251H105L103 254L100 251V249L103 247V246L102 247L100 246L101 245L100 243H103V241H102V237L104 238L103 232L101 230L99 232L93 231V233L91 234V236H93V239H89V238H92V237H90V235H88L89 238H87V236H85V233H84L85 231L82 232L81 230H79L80 228H78V226H76L77 225L76 219L78 218L80 211H79V207L75 206V202H78V203L81 202L82 205H89L91 207L92 205H90V204H93V203H91V201H93L94 204H97V202L95 203V201H99L100 205H101V203L103 204L105 201L103 200L104 202H101L98 199H101L103 197L100 198L97 195L96 196L97 198L93 197L92 199H88L85 201V200H80L81 198L78 195L79 193L76 194L74 192H67L65 194L66 195L64 198L65 200L62 203L63 210H59L60 212H57L56 207H57V205H59V203L61 204V198H60L61 194L59 193V191H57L58 193H57L56 198H54V199H56L54 202V200L52 201V199H53L52 194H54L52 192H54V191H51L50 193L48 191L50 184H48L47 189L44 188L45 187L44 186V187H40V189L37 188V190L31 189L30 190L31 192H30L29 190H27L28 187L26 188V184L23 183L24 181H19L18 179H16L15 175H12ZM22 174H24V173H22ZM11 175L14 177L11 178ZM17 178H18V176H17ZM185 178H186V180H187V178L189 179L188 183H185ZM22 179H25V178H22ZM120 181H122V180H120ZM48 182H50V180ZM127 182H128V184H132V183H134L135 185L137 184V186L135 188H133V186H135V185H133L131 187V189H129V187H126V185H125ZM184 183L186 184V188H188L187 185L189 184L191 189L188 188V191L187 190L185 191V188L183 189V187L185 186ZM54 185L51 184L50 188H53ZM107 189H109V188H107ZM157 190L162 191L163 193L166 192V194H168V197L155 196V191H157ZM98 191L100 192L101 190H98ZM55 192H56V190H55ZM195 196H196V194H195ZM108 202H106V204ZM187 204H189V202ZM67 207L71 208V210L72 209H75V210L67 212L66 210H64V208H67ZM80 209H81V207H80ZM191 213L192 212H190L189 214H191ZM146 214H148V213L145 212L143 215H146ZM148 215L146 217L143 216V218L141 219V222L144 223V219H145L147 221L145 223L148 224V225H146L148 230L152 233V235L154 237L155 236L157 237V235L159 236L160 231L162 229H164L165 226H167L166 223H168V222H166V221L168 218H166V220L163 218L165 221L160 222L159 221V219H161L160 216L156 220V215H155V218L153 217L154 219H152V216L149 217ZM48 217H51V220L49 221L48 224H45L44 220ZM196 220H198L197 217H196ZM113 224H111L110 230H108L109 229L108 228L107 229L108 231H104V233L106 232L105 233L106 238L110 237L112 230L115 229V227H113L115 225H113ZM187 224H189V223H187ZM255 224H257V228L255 227V229H254L253 226ZM162 225H164V226H162ZM116 227H117V225H116ZM201 227H199V228H201ZM101 232H102L103 236L100 235ZM133 232H134V230H133ZM86 234H90L89 231ZM123 237H125V236H123ZM144 237H145V235H144ZM109 239H108V242L111 241V239H110V241H109ZM142 239H144V238H142V236H141V240ZM146 240H145V243H146ZM93 242L96 244L93 245ZM113 242L111 241V243H110L111 249H112V247H115V245H116ZM123 242H124V239H123ZM128 242L131 243L130 241H128ZM136 242H137V240H136ZM127 244L126 243H124L122 245L119 244L120 246H118V244H117L116 245L117 250L114 248L117 251V253H116L117 256L115 259L117 264H124L126 262V260L128 258L127 257V249H128ZM206 245H208V244H206ZM47 246H49V247H47ZM53 247H55V248H53ZM208 247H209V245H208ZM210 248H213V247H210ZM206 249H207V251H209L208 248H206ZM219 249H221V248H219ZM260 249H262V248H260ZM107 250H109V249H107ZM237 250L235 251V249H234L233 251L237 252ZM249 250H251V249L249 248ZM218 252H219V250H218ZM218 252L216 251V253H218ZM230 252H232V251L230 250ZM252 252L254 254V250H251V252L248 251V254L245 253L247 255L246 258L244 259L245 261H243L241 259L244 262L243 264H252L253 263L252 259L254 258V255H252ZM236 254L238 255V253H236ZM98 257H99V260L97 262ZM234 257H233V259H234ZM144 258H145V256H144ZM217 258H218V256H217ZM217 258H215V259H217ZM221 258H222V256H221ZM239 258H240V256H239ZM225 259H227V258H224V260ZM249 259H251V261H252L251 263L248 262ZM197 260H198V258H197ZM217 260H222V259H217ZM116 262H114V264ZM222 262H223V260H222ZM255 262H256V260H255ZM218 263H220V262L218 261Z\"/></svg>",
  "mask_w": 264,
  "mask_h": 264
}]
</instances>
